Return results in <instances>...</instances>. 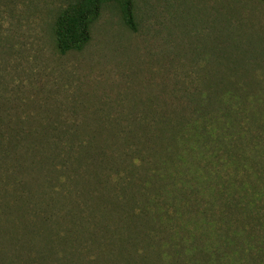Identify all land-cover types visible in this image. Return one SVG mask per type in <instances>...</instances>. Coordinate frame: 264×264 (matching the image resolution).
<instances>
[{
    "label": "rangeland",
    "instance_id": "rangeland-1",
    "mask_svg": "<svg viewBox=\"0 0 264 264\" xmlns=\"http://www.w3.org/2000/svg\"><path fill=\"white\" fill-rule=\"evenodd\" d=\"M68 1L0 0V62L20 84L19 92L26 102L22 108L31 114L30 125L39 129L38 134L48 135L51 141L60 127L76 130L80 136L72 133L65 141L69 154L72 153L69 145L76 143V149H80V141L87 139L86 133H94V138L101 142H116L115 147L104 150V164L109 162V165L102 172L96 169V173H101L100 180L91 175L81 181L80 173L94 174L90 167L93 161L85 154L92 153L96 147L87 149L90 152L83 155L80 152L81 165L70 167L72 178L79 183L70 186L76 194L68 199L73 200L79 192L75 202H83L89 188H94L95 193L102 190L122 204L120 186L124 182H118L130 174L143 176L145 169L153 166L143 163L149 154L140 150L144 147L139 138L142 140L145 133L158 131L161 125L156 122L164 113L188 115L194 126L209 122L207 127L212 126L214 132L223 134L244 129L248 135L259 138L264 154V2L133 0L134 31L122 22L118 8L108 3L92 27L90 41L79 51L59 52L51 25L57 9ZM202 69L208 73L219 71L217 79L224 80L228 88L229 82L232 89L233 83L237 90L223 89L225 96L214 90L207 94V86L200 82ZM10 90L18 87L14 85ZM255 96L258 99L249 101ZM139 100L151 106L144 109L139 106L143 101ZM48 120L53 123L48 126L51 132L45 127ZM109 122L116 125L106 128ZM100 125L105 130H100ZM179 127L176 135L181 132L186 135ZM112 129H119V136ZM131 133L136 137L125 138ZM46 147L44 153L57 156L40 166L39 171L30 168L28 162L32 157L25 156L19 174L26 178L29 173L28 180H38L49 176L46 175L49 171L50 176H55L51 181L57 183L56 176L65 171L61 169L65 150L51 144ZM226 152L223 148L213 150L217 157L229 161L224 165L216 161L221 166L219 175L234 177L241 183L243 177L247 185L257 183L256 191H264V182L251 184L250 173L242 166L236 171L232 156ZM245 155L251 154L245 152ZM184 157L187 160L190 155ZM250 163V158L244 161L246 166ZM11 175H5V179ZM12 180L0 185V199L18 203L20 197L11 187ZM51 181L39 182L51 185ZM164 181L165 178L161 180L165 184ZM29 184L24 189L29 194L27 202L40 200L36 182L32 180ZM48 190L51 196H56L50 187ZM3 207L0 203V213ZM39 213L28 215V219L37 224ZM18 214L10 206L2 218L10 236L19 233L16 227L19 225L11 221ZM107 223L111 227L114 224ZM68 226L61 223L55 230L61 233ZM158 231L161 232L160 228ZM42 241L37 240L35 246ZM6 246L4 242L1 245ZM94 253L97 255V251H90L91 258H95Z\"/></svg>",
    "mask_w": 264,
    "mask_h": 264
},
{
    "label": "trees",
    "instance_id": "trees-1",
    "mask_svg": "<svg viewBox=\"0 0 264 264\" xmlns=\"http://www.w3.org/2000/svg\"><path fill=\"white\" fill-rule=\"evenodd\" d=\"M108 3L118 8L122 22L130 30H136L133 0H69L57 9L51 25L59 52L81 50L90 41L92 27ZM233 65L230 69H234ZM11 72L0 62V185L13 179L11 187L20 201L0 199L4 205L0 213V264H264V191H256L257 183L252 184L264 182L263 145L259 138L248 135L244 129L227 134L214 132L212 126L207 127L209 122L194 126L188 115L164 113L156 122L161 125L158 131L139 138L144 147L140 150L149 154L143 163L153 166L145 169L143 176L130 174L118 182H124L120 186L123 203L107 197L102 190L95 193L94 188H89L83 202H75L79 192L73 200L68 199L76 194L70 186L79 183L72 178V166H80L83 153L95 146L92 153L85 154L93 161L90 167L94 174L88 171L78 176L81 181L91 175L100 180L101 173H96V169L102 172L108 168L109 162L104 164V150L115 147L116 142H101L94 138V133H86L87 139L78 140L80 149H76V143L68 144L72 150L69 154L65 141L72 133L78 135L76 130L60 127L52 141L48 135L38 134L39 129L30 125L31 114L22 108L26 105L25 97ZM218 73H208L207 69L200 72L201 85L207 86L209 95L211 90L218 95L226 93L223 89L228 88L227 83L217 79ZM228 84V91L237 90L233 83V89ZM14 85L18 90H10ZM256 96L249 101L258 99ZM143 103L139 106L144 109L151 106ZM45 123L46 130L51 132L48 126H52V121ZM114 125L109 122L105 126ZM178 127L186 135H176ZM99 128L105 130L102 125ZM112 132L119 136V129ZM132 136L136 137L131 133L125 138ZM49 144L65 150L61 167L65 171L56 176L57 183L51 181L55 176H50L49 171L47 177L32 178L39 199L46 202H27L29 194L24 189L32 180H28V172L26 178L19 174L23 160L25 156L32 157L28 165L39 171L40 166L57 156L43 152ZM217 148L226 149V155L232 156L236 171L242 166L250 173L252 186L243 177L241 183L234 177L219 175L220 164L229 161L213 153ZM184 154L190 157L186 160ZM249 158L251 163L246 166L244 161ZM164 178L165 184L161 182ZM39 181H51L52 186ZM49 187L56 196H51ZM10 206L19 213L17 221L11 220L19 225V233L11 236L2 219ZM33 213L40 215L37 224L28 219ZM108 221L114 222L112 227ZM61 223L69 226L58 233L55 229ZM41 239L36 247V241ZM3 242L6 247H1ZM90 251H97L99 257L94 253L95 258H91Z\"/></svg>",
    "mask_w": 264,
    "mask_h": 264
}]
</instances>
